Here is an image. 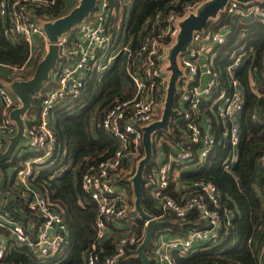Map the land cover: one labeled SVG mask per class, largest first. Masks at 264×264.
I'll return each mask as SVG.
<instances>
[{"label": "built area", "instance_id": "obj_1", "mask_svg": "<svg viewBox=\"0 0 264 264\" xmlns=\"http://www.w3.org/2000/svg\"><path fill=\"white\" fill-rule=\"evenodd\" d=\"M132 1L96 0L88 16L58 36L56 66L42 89L45 91L38 93L37 103L24 116L27 147L34 152L16 165L13 182H7L4 175L0 179L5 200L15 196L14 188L17 189L22 198L18 202L12 198L13 204L30 216V222L25 223L0 207V230L6 233L5 238L0 237V264H26L8 258L11 249L28 253L35 264H60L68 258L71 239L63 211L45 193L37 191L31 180L42 166L64 154L58 147L55 109L81 96L90 76L103 74L115 64L131 82L134 93L115 99L100 120L118 143L114 154L85 166L81 174L82 190L96 203L95 237L83 253V264H129L122 261L126 246L143 239L144 231L139 233L137 223L140 215L120 181L141 154L144 126L162 116L171 74L169 53L177 40L180 21L197 13L207 0L186 2L181 12L156 9L140 28L128 26ZM79 2L0 0V34L10 40L22 36L28 42L30 60L36 35L44 38L47 46L50 43L44 24ZM224 10L231 16H252L264 23V2L260 0H229ZM213 21L216 20L212 18L206 27L194 30L187 47L177 56L182 73L176 84L173 114L167 128L153 135L152 159L144 172L151 203L162 211L152 217L160 219L171 213L183 220L197 211L199 222L178 233L171 232L168 226L156 228L149 245L151 264H176L175 254L188 256L201 243H211L228 233L231 215L218 186L209 179L190 178L178 187L176 179L186 161L198 169L217 143L228 146L222 166L232 172L238 158L240 117L245 104L238 68L245 63L258 93L255 82L260 67L255 61V49L241 39L221 54L232 25L218 26ZM0 67L14 66L0 61ZM15 67L22 75L28 64ZM261 70L264 73V55ZM18 104L20 100L0 82V153L16 130L9 111ZM257 165L258 179L264 174V152L257 157ZM172 190L179 196H174ZM110 239L112 246L108 248ZM257 251L261 264L264 237Z\"/></svg>", "mask_w": 264, "mask_h": 264}, {"label": "trees", "instance_id": "obj_2", "mask_svg": "<svg viewBox=\"0 0 264 264\" xmlns=\"http://www.w3.org/2000/svg\"><path fill=\"white\" fill-rule=\"evenodd\" d=\"M59 4L65 0H58ZM173 1L175 3H173ZM196 0H133L130 7L128 26L140 28L145 19L156 9L174 8L181 12L183 4ZM172 2V3H171ZM264 2V0H263ZM65 11L61 15H64ZM60 15V16H61ZM218 26L231 23L232 31L227 43L221 47L222 54L232 49L241 39L256 52L255 61L260 67L259 76L255 82L257 92L250 82L248 63L238 68L239 76L244 86L245 104L240 117L241 139L238 145V158L232 172L222 166V161L228 153V146L217 143L209 153L206 161L195 170L184 171L183 177L204 178L213 181L220 189L223 202L230 212L228 233L211 243H201L198 249L188 256L175 254L176 264H259L256 242L264 236V174L258 179L257 157L264 152V73L261 70L264 55V23L252 16H231L225 10L215 17ZM30 48L28 42L16 35L13 40L0 34V61L20 67L28 64ZM42 54L37 56L33 64L28 65L25 74L2 77L1 81H11L14 78H28L32 75ZM134 87L117 64L103 74L93 75L87 79L86 88L81 96L69 104L55 109L54 126L58 144L63 149V155L54 164L44 165L32 178V186L40 193H45L62 209L69 228L71 244L68 247L69 256L60 264H83V253L95 237L96 203L89 199L81 188V174L85 166L111 157L118 147L117 141L100 124L104 110L117 98L132 96ZM38 95V94H37ZM38 101L34 97L33 104ZM256 112V117L252 114ZM95 119L92 130L91 121ZM16 155V154H15ZM24 154L21 157H26ZM144 148L141 149L142 157ZM18 155L15 158L21 159ZM60 164L66 166L59 168ZM133 171V169H132ZM134 171L131 173V175ZM130 175V174H129ZM128 175V176H129ZM131 178V176H130ZM124 177L120 183L132 188L131 179ZM128 179V180H127ZM259 184L260 190L256 184ZM130 184V185H129ZM129 185V186H128ZM142 203L145 210L152 216L162 213L151 203L148 187L143 182ZM14 188L15 200L22 196ZM174 196L178 194L173 191ZM197 211H193L183 220L176 219L171 213L164 218H170L172 223L168 228L173 233L183 232L189 226L198 223ZM139 233H143L145 221L137 218ZM263 235V236H262ZM142 241V240H141ZM112 239L107 241L110 248ZM139 244L126 246L122 258L123 263L141 264L136 257V247ZM150 255V246L147 249ZM8 258L22 260L35 264L29 254L11 249ZM264 264V259L261 262Z\"/></svg>", "mask_w": 264, "mask_h": 264}, {"label": "water", "instance_id": "obj_3", "mask_svg": "<svg viewBox=\"0 0 264 264\" xmlns=\"http://www.w3.org/2000/svg\"><path fill=\"white\" fill-rule=\"evenodd\" d=\"M96 0H80V2L70 9L64 15L44 24L47 36L50 39L48 49L44 56L38 61L32 75L28 78H14L8 82L10 91L20 100V104L14 106L9 111V116L16 125L15 132L7 138L4 150L0 153V168L4 161L11 158L18 144L26 139L24 116L34 105L33 100L37 94L42 91L45 83L50 78L52 70L55 68L58 58V36L79 23L84 17L94 9ZM229 0H207L203 3L197 13H190L180 21V31L176 42L170 49L169 66L171 70L166 102L160 119L155 120L143 128V147L144 156L140 158L136 172L133 174L131 181L135 194V208L140 217L146 221L142 241L136 247V257L141 264H151V258L148 254V247L151 242L154 230L156 228L167 227L172 223L170 218H155L149 214L142 203L144 172L150 164L153 152V135L165 130L168 126L170 116L173 114V105L176 99V84L181 68L178 64L177 56L187 47L194 30L206 27L211 18H215L219 12L223 11ZM240 2H250L253 0H238ZM263 1V0H260ZM4 167V166H3ZM4 169V168H3ZM3 177L0 171V179ZM0 205L7 210H12L9 200H5L0 190Z\"/></svg>", "mask_w": 264, "mask_h": 264}, {"label": "crops", "instance_id": "obj_4", "mask_svg": "<svg viewBox=\"0 0 264 264\" xmlns=\"http://www.w3.org/2000/svg\"><path fill=\"white\" fill-rule=\"evenodd\" d=\"M40 39H42L39 35H36L35 37H34V52H32V57H33V59H32V57L30 58V60L28 61V65H30V64H33L34 63V61H35V59H34V56H35V54L37 53V52H39V49H38V47H39V41H40ZM36 43V44H35ZM2 69H5V72L6 71H8L9 70V73H12L13 72V70H15L16 69V67L14 66V67H12V69H8V68H2V67H0V76H2V77H9V76H5L4 74H2L3 72H2ZM17 70V69H16ZM8 73V72H7ZM0 82L1 83H3L4 85H6L7 87H8V82L9 81H1L0 80ZM45 90H42V93L44 92ZM54 116H55V111H54ZM93 120V122L91 121V125H92V130H94V128H95V119L94 118H92ZM29 148L27 147V139L26 140H23L20 144H18V146H17V148L15 149V151H14V154H13V156L11 157V158H9V159H7L6 161H4V163H3V166L1 165V168H0V171L2 172V174L4 175V178H5V180L8 182V181H14V176H15V168L17 167L16 165L18 164V163H20V161H22L23 159H25L26 157H29V156H31L33 153H30V152H28L29 150H28ZM29 154V155H27L26 157H21V156H23L24 154ZM18 155V157H21V159L20 160H18V158H15V156L16 155ZM52 163V162H51ZM51 163H49V164H51ZM10 164H11V166H10ZM48 164V165H49ZM67 166V165H66ZM66 166H65V168H66ZM186 166V165H185ZM188 166V167H187ZM186 167L187 168H185V169H182V168H180L179 170H178V173H176V179L178 180V182H177V185H178V187H181V186H183V185H181V183H184L185 181H187L188 179H190V178H186V177H183L182 176V173L184 172V171H190V170H194L193 168H192V166L191 165H187ZM4 168V169H3ZM65 168H63V169H65ZM10 172V173H9ZM9 173V175H7ZM11 184H13V183H11ZM177 194H178V196H179V193L178 192H176ZM12 198L14 199V196L13 195H10V198H7L9 201H10V205H11V209L12 210H10L9 212L13 215V216H15V217H17V218H20V219H22L23 221H25V223H29L30 222V216L28 215V211H25V210H23V209H21V208H18L16 205H15V203L13 204V201H12ZM0 207H3V205H0ZM0 237L1 238H5L6 237V233L3 231V230H0ZM21 252V251H20ZM20 252H18V253H20ZM21 253H23L24 254V252H21ZM10 259H12V258H10ZM14 260V259H13ZM17 261H21V262H23L22 260H17ZM23 263H26V264H30V263H28V262H23Z\"/></svg>", "mask_w": 264, "mask_h": 264}, {"label": "rangeland", "instance_id": "obj_5", "mask_svg": "<svg viewBox=\"0 0 264 264\" xmlns=\"http://www.w3.org/2000/svg\"><path fill=\"white\" fill-rule=\"evenodd\" d=\"M75 5H77V4H75ZM73 8V7H72ZM72 8H70V9H72ZM69 9V10H70ZM68 10V11H69ZM215 19V18H214ZM212 21V18L210 19V21L209 22H211ZM214 23H215V21H213ZM212 22V23H213ZM36 44V43H35ZM38 49H39V52H37L36 54H35V56H34V59H35V61H36V59H37V56L38 55H40V54H42V57L44 56V54L46 53V51H47V49H48V46H47V42H46V40L44 39V38H42V39H40V41H39V47H38ZM34 52V51H33ZM32 59H33V57H32ZM34 61V62H35ZM2 72H5V69H2ZM8 72V74H9V76H15V75H17V74H20V72H18L16 69L15 70H13V72L12 73H9V70L8 71H6L5 73H7ZM93 120V119H92ZM93 122V121H92ZM29 148V147H28ZM29 151L28 152H30V153H33L34 151L33 150H31V149H28ZM144 154H145V152H144ZM141 155V154H140ZM144 156V155H143ZM142 156V157H143ZM141 158V157H140ZM140 158H139V156L138 157H136L134 160H133V165H132V169H133V171H134V173L136 172V169H137V166H138V162H139V160H140ZM55 162H57V161H53L51 164H54ZM185 163H187V164H185L186 166L187 165H189L190 163H189V161H186ZM185 165H182V169H185V168H187ZM10 166H11V164H10ZM59 168H61V169H63V168H65V166H64V164H60V166H59ZM132 170L130 171V173H128V175L129 176H131V178H132V176H133V174L131 175V173L133 172ZM10 173V172H9ZM9 173L7 174V175H9ZM127 175V177H129ZM130 178V179H131ZM128 180V179H127ZM130 183H131V185H132V181H130ZM130 185V184H129ZM128 185V186H129ZM256 187H257V189L258 190H260V187H259V184L257 183L256 184ZM126 188H127V186H126ZM127 191H128V193H129V197H130V200H131V202L132 203H135V194H134V190H133V185H132V188L129 186L128 188H127ZM263 236V235H262ZM264 237V236H263ZM262 241V239L261 240H258L257 242H256V246L260 243ZM149 248V247H148Z\"/></svg>", "mask_w": 264, "mask_h": 264}]
</instances>
